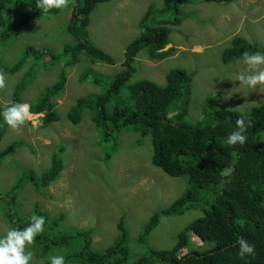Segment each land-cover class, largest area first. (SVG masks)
Wrapping results in <instances>:
<instances>
[{
    "label": "rangeland",
    "instance_id": "374dc122",
    "mask_svg": "<svg viewBox=\"0 0 264 264\" xmlns=\"http://www.w3.org/2000/svg\"><path fill=\"white\" fill-rule=\"evenodd\" d=\"M71 2L69 0L68 6L58 12L50 11L35 17L27 25L16 27L13 22L0 26V33L3 30L10 33L7 40L0 37L2 62L11 66L23 55L27 46L43 47L59 54L64 45L73 43L74 36L67 31L73 8ZM162 3L163 0H111L97 4L90 14L89 40L109 54L114 63L90 62L84 52L80 53L76 63L65 67V87L52 99L58 119L42 130L40 126L34 128L30 120L28 125L7 129L0 139V150L14 140L22 139L24 142L13 153L6 155L0 164V193L8 191L16 181L20 182L15 204L19 216L31 218L36 204L49 216L64 212L63 232L89 228L92 231V247L102 250L116 238V225L120 215L124 214L129 246L134 249L129 262L146 254L150 247H171L178 232L202 216L207 206L200 204L180 215L161 216L147 242L139 245L136 238L148 215L154 209L168 205L185 190L186 176L173 178L151 165L153 148L149 135L141 136L133 129L123 128L114 132L108 141H102L100 129L91 121L96 114L94 109L83 108L82 112H78L80 121L77 124L70 121L67 114L77 98L107 91L122 69L126 45L140 32V18L149 4L161 7ZM181 16L179 25H168L172 44H167L166 48L175 46L173 53L154 61L140 52L135 59L136 71L119 93L112 95L104 104L106 111L132 103L129 84L149 79L164 85L166 73L175 67L194 73L186 116L190 123L202 116L206 97L220 92L223 95L218 103L220 108L247 111L254 105L264 104V86L258 85L252 90L234 79L237 72L247 67L241 62L242 57L229 63L222 60V51L234 36H242L264 47V0L222 3L194 0L181 6ZM40 59L28 57L23 66L12 74L0 69L6 79V86L0 89L3 105L11 100L14 85L27 74L30 81L20 94L27 103L35 102L44 89L58 79L62 63L53 62L46 56ZM83 72L87 77H81ZM39 114L32 113V118H39ZM261 138L264 143V133ZM59 148L63 149V169L45 189H37L25 173L32 170L39 174L45 170L52 153ZM106 153L111 154L110 158H105ZM157 195L158 198L154 199ZM139 212L145 214L138 219L135 216ZM65 224L70 227H65ZM9 228L10 224L0 208V234ZM46 230L52 228L47 226ZM188 235L191 246L182 248L180 254L187 253L190 248L206 250L212 245L210 242L203 243L191 232ZM30 246H26V252L32 251ZM58 251L55 249L52 253ZM32 252L31 264H44ZM150 264L167 263L155 261Z\"/></svg>",
    "mask_w": 264,
    "mask_h": 264
},
{
    "label": "trees",
    "instance_id": "16d2710c",
    "mask_svg": "<svg viewBox=\"0 0 264 264\" xmlns=\"http://www.w3.org/2000/svg\"><path fill=\"white\" fill-rule=\"evenodd\" d=\"M108 1L111 0H72L73 8L67 31L75 40L64 45L61 53L56 54L43 47L27 46L24 54L11 66L4 64L0 58V69L10 74L17 72L30 56L37 60L46 56L53 62L62 63L58 79L47 86L35 102L29 103L32 113H44L40 123L41 130L58 119L52 99L65 87V67L76 63L80 53L84 52L90 62L100 60L114 63L109 54L91 43L88 35L91 12L97 4ZM193 1L163 0L161 7L149 4L138 22L140 32L126 45L122 69L111 81L110 87L105 93L95 95L90 100L78 98L67 116L77 124L80 121L79 111L84 107L94 109L97 117L92 120L101 131L102 141H108L114 132L123 128L138 131L141 136L149 135L153 148L151 165L173 178L186 176L185 190L168 205L156 208L148 215L136 238L139 245L147 242L148 235L160 223L161 216L180 215L200 204L207 206L204 214L181 229L171 247H150L146 254L129 262L130 253L134 249L129 246L124 214L120 215L117 222L114 241L104 249L97 250L92 247L91 229H73L70 233H64L62 222L65 220V213L57 212L54 217L49 216L36 204L33 215L45 217V230L36 237L30 248L44 264H49L46 256L50 254L64 255L66 264H150L155 261L167 264H264V143L261 138L264 133L263 103L254 105L247 111L220 108L218 103L223 98L220 92L206 97L202 116L190 123L186 116L194 73L175 67L166 73L164 85L149 79L129 84L132 103L115 107L111 111L105 110L104 104L112 95L119 93L136 71L135 59L140 52L146 53L154 61L173 53L175 46L166 48L167 44H172L169 40L171 28L168 25H179L182 21L181 6ZM204 1L222 3L230 0ZM50 11L58 12L57 9ZM43 14L46 13L36 8V0H0V26L14 22L16 27H21ZM0 36L2 40H7L10 34L4 30ZM245 51L264 52V47L251 43L242 36H234L229 46L223 49L222 60L229 63L241 58ZM26 76L28 74L14 85L10 101H25L20 94L28 80L30 81ZM81 77H87V74L83 72ZM0 106H3L2 102ZM242 112L248 116L245 132L247 140L244 145H229L226 143L227 137L236 128L235 121ZM29 123L30 120L25 122L26 125ZM8 128L0 118V139ZM22 144V139L14 140L8 147L0 150V164L6 155L13 153ZM62 151V148L54 151L49 166L39 174L32 170L25 173V177L37 189H45L59 176L64 167ZM110 156V153L105 154V158ZM18 182L5 193H0V208L11 228H22L31 219L16 213ZM144 214L139 212L135 217L139 219ZM47 226L52 230H46ZM65 227L70 226L65 224ZM189 232L203 243L210 242L211 247L206 250L190 248L187 253L180 254L182 248L191 246ZM240 238L255 245L254 256L241 258L238 255L237 240ZM55 249L59 251L52 253Z\"/></svg>",
    "mask_w": 264,
    "mask_h": 264
},
{
    "label": "clouds",
    "instance_id": "9594fccd",
    "mask_svg": "<svg viewBox=\"0 0 264 264\" xmlns=\"http://www.w3.org/2000/svg\"><path fill=\"white\" fill-rule=\"evenodd\" d=\"M68 4L69 0H36V8L42 10L45 13L49 12L52 9L62 10L66 8ZM241 62L247 67L244 71L236 73L234 78L235 81H239V84L252 90H255L258 85L264 86V52L245 51L242 54ZM5 86V75L3 73H0V89H3ZM57 96H55L53 99H55ZM93 96L95 95H88L79 98L90 100ZM31 107L32 106L27 102L10 101L5 105L0 106V118H2L4 124H6L7 126H9V128L12 129H17L29 120H31L32 126L34 128L39 127L44 117V113H40L39 118L33 119ZM79 112H82V110ZM96 117L97 116L95 114V117L93 118ZM93 118H91L92 122ZM246 122H248V116L246 113L242 112L241 115L235 121L236 128L227 137V144H245L247 140V136L245 135ZM44 225V216L33 215L30 219V223H28L26 226L22 228L12 227L9 228L3 234H0V264H31L33 252H26L25 249L26 246L33 245L36 240V237L44 232ZM237 244L239 245L238 255L241 258L245 256L255 255V245L249 243L246 239H238ZM47 259L49 264H66L64 255L50 254Z\"/></svg>",
    "mask_w": 264,
    "mask_h": 264
}]
</instances>
